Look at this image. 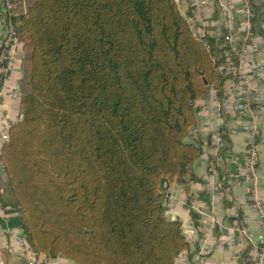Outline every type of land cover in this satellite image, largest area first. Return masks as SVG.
Listing matches in <instances>:
<instances>
[{
	"label": "trees",
	"instance_id": "1",
	"mask_svg": "<svg viewBox=\"0 0 264 264\" xmlns=\"http://www.w3.org/2000/svg\"><path fill=\"white\" fill-rule=\"evenodd\" d=\"M13 2L23 111L1 150V225L73 264H175L190 243L161 182L202 155L195 104L229 79L214 41L175 0Z\"/></svg>",
	"mask_w": 264,
	"mask_h": 264
},
{
	"label": "crops",
	"instance_id": "2",
	"mask_svg": "<svg viewBox=\"0 0 264 264\" xmlns=\"http://www.w3.org/2000/svg\"><path fill=\"white\" fill-rule=\"evenodd\" d=\"M0 0V51L7 28ZM236 15V27H240V4L229 0ZM181 12L202 20L214 45L222 49L221 36L224 18L211 3L198 16L191 13L186 1ZM255 38L253 54L248 60L249 69L260 66L264 78V0H255L254 19ZM24 52L21 48L10 72H6L0 59V91L4 94L16 90L22 78ZM241 84L227 79L222 96L211 90L209 96L197 101V125L187 137L188 142L197 143L202 149L201 157L195 161L184 179L169 182L166 194L165 216L168 220H179L183 232L188 236L194 232L190 248L179 255L175 264H196L198 252L202 261L199 264H246L251 255V243L242 233L245 230L258 244L264 230L259 214L249 200V190L245 173V157L248 147L250 121L246 114L232 112L219 107L233 106L241 99ZM261 136L259 143V169L261 175V195L264 200V92L259 93L252 102ZM22 104L20 96L3 99L0 105V128L12 126L21 119ZM220 112V113H219ZM8 178L0 158V191H8ZM219 187L215 191V187ZM0 219L7 223L8 217L2 209L0 199ZM26 238L19 228H4L0 222V263L28 264L32 250L27 241L20 244L17 237ZM27 244V245H26ZM28 247V248H27ZM33 251V250H32ZM40 257V254H38ZM50 264H73L72 261L58 257L48 258Z\"/></svg>",
	"mask_w": 264,
	"mask_h": 264
},
{
	"label": "built area",
	"instance_id": "3",
	"mask_svg": "<svg viewBox=\"0 0 264 264\" xmlns=\"http://www.w3.org/2000/svg\"><path fill=\"white\" fill-rule=\"evenodd\" d=\"M183 7L187 1L191 8V13L200 15L207 5L213 3L218 12L224 18V32L221 36L222 49L218 50L214 44L207 43L209 50L213 54V60L217 63L218 72L226 78L234 79L241 84V99L233 106L219 107L230 109L232 112L246 114L250 121V131L248 136V147L245 157V173L249 190V200L259 214L260 223L264 230V200L261 195V175L259 169V143L260 126L252 108L254 98L264 92V78L260 72V66L249 69L248 60L253 54V42L255 38L254 19H255V0H238L240 4V27H236V15L230 6L229 0H175ZM16 5L13 0H3L2 13L6 21L7 33L2 42L0 59L4 70L10 72L14 65L18 52L22 48V43L17 34L15 24L12 20L15 14ZM188 22L197 38L202 40L212 39L209 31L202 20H196L193 16H187ZM21 96L20 85L16 90L9 94L0 91V105L5 98ZM219 112V113H220ZM10 126L5 125L0 128V156L3 145L9 139ZM220 186L215 187L218 191ZM243 235L251 243V255L246 264H264V233L258 244L254 243L251 234L242 230ZM194 232L188 236V241L194 239ZM20 244L24 245V238L17 237ZM27 245V244H26ZM28 248V247H27ZM30 259L28 264H50L47 255L40 254L28 249ZM196 264L201 263V254L198 252L195 258ZM1 264V263H0Z\"/></svg>",
	"mask_w": 264,
	"mask_h": 264
},
{
	"label": "water",
	"instance_id": "4",
	"mask_svg": "<svg viewBox=\"0 0 264 264\" xmlns=\"http://www.w3.org/2000/svg\"><path fill=\"white\" fill-rule=\"evenodd\" d=\"M169 180L167 179H163L162 182H161V189L164 191V192H167V190L169 189Z\"/></svg>",
	"mask_w": 264,
	"mask_h": 264
}]
</instances>
